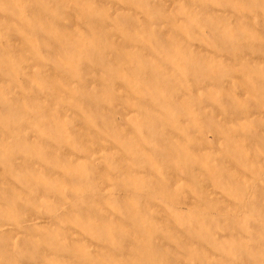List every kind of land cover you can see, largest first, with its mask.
Returning a JSON list of instances; mask_svg holds the SVG:
<instances>
[{"label":"rangeland","instance_id":"rangeland-1","mask_svg":"<svg viewBox=\"0 0 264 264\" xmlns=\"http://www.w3.org/2000/svg\"><path fill=\"white\" fill-rule=\"evenodd\" d=\"M0 264H264V0H0Z\"/></svg>","mask_w":264,"mask_h":264}]
</instances>
